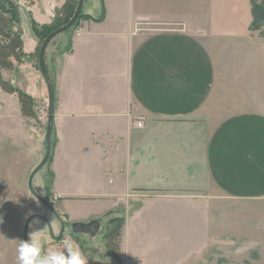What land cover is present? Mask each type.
I'll use <instances>...</instances> for the list:
<instances>
[{
	"label": "crops",
	"instance_id": "0c3cea01",
	"mask_svg": "<svg viewBox=\"0 0 264 264\" xmlns=\"http://www.w3.org/2000/svg\"><path fill=\"white\" fill-rule=\"evenodd\" d=\"M82 14L49 66L43 215L55 237L99 228L58 240L47 228L43 252L71 240L88 264H264V37L250 0H101ZM116 218L117 259L104 240Z\"/></svg>",
	"mask_w": 264,
	"mask_h": 264
},
{
	"label": "rangeland",
	"instance_id": "374dc122",
	"mask_svg": "<svg viewBox=\"0 0 264 264\" xmlns=\"http://www.w3.org/2000/svg\"><path fill=\"white\" fill-rule=\"evenodd\" d=\"M64 1H15L18 6L17 27L20 30L22 49L25 55L21 63H15L13 70L2 71L1 77L32 97L34 117H23L22 122L18 115L19 105L16 94H7L0 90V264L2 261L6 264H18L17 248L19 241H24L25 223L33 215H35L31 218L33 220L44 218L43 213L49 215L53 209L52 206V208H48V202L51 201L50 197L53 193L49 174L52 163V139L46 163L32 178L33 193L28 188V179L43 161L47 148L48 90L44 77L37 68V47L40 38L34 28L51 25L56 12L61 9L56 10V8ZM70 1V5L73 6L75 0ZM84 3L86 6L89 3L98 5L101 0H84ZM69 16L70 12L64 11L61 21L58 22L59 25L65 22ZM143 27L146 28L145 25ZM55 39L50 42L45 52V67L48 74H50L51 58L56 57L55 51H58L57 44L60 40L57 38L55 41ZM52 43L53 45H51ZM50 50L54 51L53 54ZM54 110H56L55 105ZM52 135L53 129L51 138ZM44 202L48 204L46 203V205ZM57 207L54 206V208ZM45 221L49 231L48 235L52 239V225L47 219ZM29 225L30 223L27 226V241L31 228ZM68 228L65 227L64 239L73 238L70 231L71 225L68 224ZM102 231H104L103 227L100 228L97 239Z\"/></svg>",
	"mask_w": 264,
	"mask_h": 264
},
{
	"label": "trees",
	"instance_id": "16d2710c",
	"mask_svg": "<svg viewBox=\"0 0 264 264\" xmlns=\"http://www.w3.org/2000/svg\"><path fill=\"white\" fill-rule=\"evenodd\" d=\"M15 1L16 0H0V90L7 94H16L21 115L25 118H33L34 103L32 97L26 94L25 92L21 91L20 89L15 88L12 83L4 81L1 77L2 71L13 70L15 67V63H21L25 55L22 49L23 42L21 39L20 30L17 27L18 6ZM70 2V0H66L65 4L61 7V9L56 12L51 25H43L39 27L36 26L34 28L40 38L39 46L37 49V58L40 46L44 39H46L48 35H50L53 31L65 26L74 15L78 0H75L73 6L70 5ZM250 8L252 20L249 26V31L257 33L259 36L264 37V0H250ZM66 10L70 12V16L65 22L59 25L58 22L61 21V15H63L64 11ZM98 18L103 19V12ZM89 19L90 17L85 16L81 13L75 25L79 20ZM123 224L124 220L120 218L109 220V228L104 234L106 248L115 259L118 258L119 240L121 237V229L123 227Z\"/></svg>",
	"mask_w": 264,
	"mask_h": 264
},
{
	"label": "water",
	"instance_id": "95a60500",
	"mask_svg": "<svg viewBox=\"0 0 264 264\" xmlns=\"http://www.w3.org/2000/svg\"><path fill=\"white\" fill-rule=\"evenodd\" d=\"M83 2L84 0H78L77 2V6H76V10L74 12V15L72 16V18L70 19V21L63 27L53 31L50 35H48V37L46 39H44V41L42 42L40 49H39V54H38V68L42 74V76L44 77L46 86H47V90H48V118H47V127H46V142H47V148H46V155L43 159V161L40 163V165L31 173L29 179H28V188L29 190L33 193V189H32V178L34 176V174L46 163L48 157H49V152H50V140H51V134H52V129H53V117H54V88H53V84L51 81V78L46 70L45 67V52L46 49L48 47V45L50 44V42L56 38L57 36H59L60 34L68 31L70 28H72L76 21L78 20L79 16L82 13V8H83ZM42 202V201H41ZM45 204L47 202H44ZM48 204V203H47ZM46 204V205H47ZM48 207H50L48 205ZM32 217H30L28 219V221L25 223L24 226V231H23V239L24 241H27V226L29 221L31 220ZM99 228V224L96 221H92L90 223L87 224H81V223H73L71 224V232L73 234H86V235H95L98 231ZM65 229V225L61 224V232L59 234L58 237H55L53 235V233L51 232V236L54 240H58L60 239V237L63 235Z\"/></svg>",
	"mask_w": 264,
	"mask_h": 264
},
{
	"label": "clouds",
	"instance_id": "9594fccd",
	"mask_svg": "<svg viewBox=\"0 0 264 264\" xmlns=\"http://www.w3.org/2000/svg\"><path fill=\"white\" fill-rule=\"evenodd\" d=\"M52 222L54 221L52 220ZM46 230L47 226L42 230L30 233L28 241H19L17 248L18 264H88V260L79 246L71 240L63 242V247L66 250L64 252L44 253L41 241ZM93 259H99V257L93 256Z\"/></svg>",
	"mask_w": 264,
	"mask_h": 264
}]
</instances>
